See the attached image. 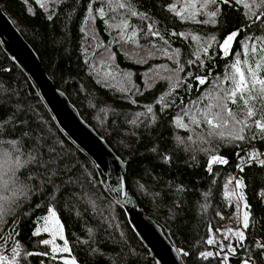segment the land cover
<instances>
[{"label":"trees","instance_id":"obj_1","mask_svg":"<svg viewBox=\"0 0 264 264\" xmlns=\"http://www.w3.org/2000/svg\"><path fill=\"white\" fill-rule=\"evenodd\" d=\"M55 86L127 164L181 264H264V0H0ZM231 37L226 47L225 40ZM224 46V48L222 47ZM237 64L238 69L235 67ZM241 184L245 235L207 243ZM52 211L68 249L36 234ZM155 264L90 158L0 42V264Z\"/></svg>","mask_w":264,"mask_h":264},{"label":"water","instance_id":"obj_2","mask_svg":"<svg viewBox=\"0 0 264 264\" xmlns=\"http://www.w3.org/2000/svg\"><path fill=\"white\" fill-rule=\"evenodd\" d=\"M0 42L20 64L36 86L44 104L59 129L78 147L105 177L115 200L121 204L127 223L155 264H181L176 250L140 207L126 183L127 164L81 116L64 91L57 88L44 70L38 54L25 40L12 19L0 5ZM235 67L238 69L237 64Z\"/></svg>","mask_w":264,"mask_h":264},{"label":"rangeland","instance_id":"obj_3","mask_svg":"<svg viewBox=\"0 0 264 264\" xmlns=\"http://www.w3.org/2000/svg\"><path fill=\"white\" fill-rule=\"evenodd\" d=\"M230 42L231 37L225 40L226 47L230 45ZM222 47L224 48L223 45ZM252 161H264V152L260 153L255 150L246 152L240 158L237 168ZM240 190L241 184L235 178V175L230 173L223 186V198L226 208H228L229 205H232L233 211L226 216L219 229L209 232L207 243L210 250L206 252V254H212L213 252L222 253L224 255L232 254L235 246L242 241L245 235L244 223L246 218V208L241 199ZM35 233L47 236L45 243L50 246L53 253L66 254L68 252L61 224L52 211L38 222ZM1 260L2 259H0V263ZM64 261L68 264L73 263V260L69 258H66Z\"/></svg>","mask_w":264,"mask_h":264}]
</instances>
